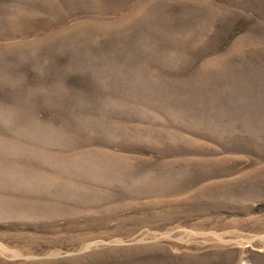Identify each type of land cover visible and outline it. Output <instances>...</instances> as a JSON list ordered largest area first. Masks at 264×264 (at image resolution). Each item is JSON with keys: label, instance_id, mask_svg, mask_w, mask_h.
<instances>
[{"label": "rangeland", "instance_id": "374dc122", "mask_svg": "<svg viewBox=\"0 0 264 264\" xmlns=\"http://www.w3.org/2000/svg\"><path fill=\"white\" fill-rule=\"evenodd\" d=\"M0 264H264V0H0Z\"/></svg>", "mask_w": 264, "mask_h": 264}]
</instances>
